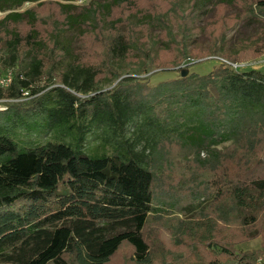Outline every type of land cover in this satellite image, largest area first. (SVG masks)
I'll use <instances>...</instances> for the list:
<instances>
[{"label": "trees", "instance_id": "obj_1", "mask_svg": "<svg viewBox=\"0 0 264 264\" xmlns=\"http://www.w3.org/2000/svg\"><path fill=\"white\" fill-rule=\"evenodd\" d=\"M239 4L255 5L252 16L264 24V0ZM61 9L67 21L75 15ZM24 21L0 23V52H8L0 67L15 70L0 87V264H258L264 72L233 65L264 55V31L245 50L226 53L222 30L212 55L219 65L206 74L179 69L194 68L204 56L160 54L120 73L114 62L132 54L125 34L102 36L100 62L62 68V61L32 56L40 37L36 16L26 36L10 28ZM167 71L178 78L135 77ZM107 76L117 84L102 90ZM187 111L198 122L197 147L172 130L154 135L149 152L132 145L97 158L63 142L22 146L13 136L17 128L49 132L70 124L82 142L93 123L118 136L132 125L138 132L160 129L177 115L181 124ZM228 141L226 152L214 147ZM182 149L195 157L177 173L173 161ZM170 211L183 218L168 231L162 215ZM255 240L259 246L250 248Z\"/></svg>", "mask_w": 264, "mask_h": 264}, {"label": "rangeland", "instance_id": "obj_2", "mask_svg": "<svg viewBox=\"0 0 264 264\" xmlns=\"http://www.w3.org/2000/svg\"><path fill=\"white\" fill-rule=\"evenodd\" d=\"M253 1L248 0V3L252 4ZM119 3L118 0H0V23L7 20H26L18 25L12 23L10 27L26 36L31 32L30 23L35 22L36 16L35 29L40 37L36 48L34 47L37 52H33L32 56L38 54L47 63L51 60L62 61V68L72 62H100L104 56L102 36H108L111 32L125 34L132 54L128 59L114 62L120 73L132 70L137 61L142 62L141 57L160 54L168 57L204 56L197 60L198 64L194 68L186 70L182 64L179 69L185 74H206L215 65H219L218 59L212 55L216 45L214 40L222 30L225 31L223 35L226 53L245 50V43L252 37H259V32L264 31L263 21L252 16L258 13L256 6L239 4V0H127L122 6ZM61 7L75 15L67 21ZM7 53L2 50L0 57ZM29 61L28 55L24 64ZM241 65H244L239 67L242 71L264 72V55L256 62L250 61ZM142 68L145 69L146 65ZM13 71L15 70L0 67V79H6ZM153 73L145 72L135 77L158 83L179 76L173 71L158 72L155 75ZM116 84L112 76H107L98 87L109 90ZM192 114L189 111L184 113L181 124L177 121L181 115H177L165 124L166 127L144 132H138L137 127L132 125L118 136L112 135V131L105 124L93 123L84 131L82 142H79V136L70 124L63 130L49 132L35 127L17 128L13 131V136L22 146L63 142L97 158L109 156L119 148H129L132 145L136 152H142L146 148L149 152L154 135L172 130H176L185 143L197 147L201 136L197 129L198 122L191 119ZM142 120V117L137 118L138 125ZM214 147L226 152L232 147V142H224ZM179 153L173 161L177 173L181 172L186 162L195 157V153L184 149ZM162 216L167 230L177 223V217L183 218L176 211L165 212ZM259 244L260 240H255L249 247L256 248ZM258 264H264V256Z\"/></svg>", "mask_w": 264, "mask_h": 264}, {"label": "built area", "instance_id": "obj_3", "mask_svg": "<svg viewBox=\"0 0 264 264\" xmlns=\"http://www.w3.org/2000/svg\"><path fill=\"white\" fill-rule=\"evenodd\" d=\"M244 65H233L234 68H238ZM10 82V74L6 77V79H0V87H6Z\"/></svg>", "mask_w": 264, "mask_h": 264}]
</instances>
